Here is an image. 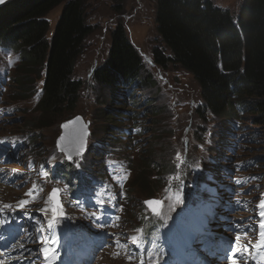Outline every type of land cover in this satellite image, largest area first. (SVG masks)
<instances>
[{"label": "rangeland", "instance_id": "1", "mask_svg": "<svg viewBox=\"0 0 264 264\" xmlns=\"http://www.w3.org/2000/svg\"><path fill=\"white\" fill-rule=\"evenodd\" d=\"M212 1L235 17L243 0ZM116 5L115 0H85V22L94 29L74 64L73 78L81 81L76 110L69 116L45 121L46 127L32 126V118L40 116L36 106L45 71L42 76V71L35 68L27 76L28 84L20 85L15 79L24 76L21 55L0 45V216L9 212L30 215L26 208L33 207L51 213L47 192L55 186L60 189L62 202L58 217L47 227L40 221L34 226L51 236L56 253L63 256L59 261L65 264H232L233 259L237 264H264V229L259 227L264 208L258 207L264 202V126L254 125L251 115L239 113V130L223 134L222 126H216L218 118L207 114L200 117L196 111L201 106L199 89L191 75L170 64L159 68L152 62V50L163 49L154 23L155 0H121L119 10ZM61 9L60 5L45 17L50 24L48 38ZM119 22L141 55L144 69L156 82L157 86L148 87L147 93H158L152 96V105L162 107V117L151 114L152 105L141 93L135 97L137 107L127 102L124 107L121 98L106 106L108 91L93 79L94 70L107 57L111 29ZM108 108L123 110L111 127L100 114ZM78 115L89 122L87 149L81 157L66 159L56 149L60 127ZM157 119L158 126L168 130L156 135L171 155L175 183L169 190L143 196L133 192L132 183L144 158L134 160L130 168L125 159L135 157L137 150L152 149L151 130L157 128L153 123ZM132 124H136L138 133ZM140 125L150 130L143 134ZM121 135L124 137L116 140ZM103 138L105 143L97 142ZM92 150L100 156L93 158ZM65 164L74 172L85 173L91 184L87 187L90 195L75 197L65 191L58 177ZM215 197L218 206L212 210ZM151 198L162 200L155 214L143 204ZM137 206L158 221L157 233L147 229L140 233ZM23 228L25 231L18 227L13 233L10 227L5 235L11 240L22 239L18 245L28 246L33 236L26 232L28 225ZM200 240L208 244L203 246V253L199 251ZM246 246L250 251H245ZM38 247L34 243L33 252ZM192 250L202 262L190 256ZM183 255L187 260L179 263Z\"/></svg>", "mask_w": 264, "mask_h": 264}, {"label": "trees", "instance_id": "2", "mask_svg": "<svg viewBox=\"0 0 264 264\" xmlns=\"http://www.w3.org/2000/svg\"><path fill=\"white\" fill-rule=\"evenodd\" d=\"M84 2L10 0L0 7V45L17 50L25 67L24 76L15 80L20 85L28 84L27 76L35 68L42 71V76L45 71L36 106L40 116L32 118V126L36 128L46 127L45 121L50 122L55 116H69L76 110L81 81L73 78L74 64L85 39L94 29L85 22ZM115 3V9L119 10L121 0ZM60 5L59 18L48 38L50 24L45 17ZM154 23L163 49L152 50V62L159 68L170 64L191 75L199 89L201 106L196 111L200 117L207 114L218 118L216 126H222L223 134L239 130L236 127L239 113L251 115L254 125L264 126V0H243L235 17L212 0H155ZM109 39L107 57L93 72L96 83L108 91L105 105L112 106L121 98L124 107L125 102L137 107L138 93L145 95L152 105L155 101L152 96L158 93L148 95L147 88H155L156 82L144 69L142 57L121 22L111 29ZM150 108L154 117H162V107ZM116 111L100 110L104 116L102 121L110 122V127L114 125L123 115ZM153 123L157 128L151 130L152 149H139L135 157L127 159L131 167L134 160L144 158L139 176L132 183L133 192L143 196L158 192L167 185V178L176 175L171 155L165 152L166 143L156 135L168 130L158 126V119ZM134 127L136 124H132ZM138 127L143 134L150 130L143 125ZM105 141L97 139V142ZM133 142L136 144L134 139ZM90 155L96 158L100 153L92 150ZM135 208L143 220L146 215L140 212L142 206Z\"/></svg>", "mask_w": 264, "mask_h": 264}, {"label": "water", "instance_id": "3", "mask_svg": "<svg viewBox=\"0 0 264 264\" xmlns=\"http://www.w3.org/2000/svg\"><path fill=\"white\" fill-rule=\"evenodd\" d=\"M10 0H0V7L7 4ZM61 134L56 142V148L58 152L65 155L67 159L75 156H81L87 149V142L89 136L88 122H84L81 116H76L71 120L63 122L61 124ZM58 199V194H57ZM59 200V199H58ZM146 201H159V200H146ZM145 201V202H146ZM145 206L152 211V209L146 204ZM160 202V201H159ZM161 203L158 205L157 210L160 208ZM156 210V211H157ZM155 211V212H156Z\"/></svg>", "mask_w": 264, "mask_h": 264}, {"label": "snow or ice", "instance_id": "4", "mask_svg": "<svg viewBox=\"0 0 264 264\" xmlns=\"http://www.w3.org/2000/svg\"><path fill=\"white\" fill-rule=\"evenodd\" d=\"M59 189H53L52 192L49 194V199L53 201L54 203V207L51 209L53 218H56L57 215L59 214L58 210L61 207L60 201L57 199V194L59 193ZM151 209L152 211H156L158 205L160 204L159 201H146L145 202ZM21 205L25 204V201H20ZM258 207L264 208V202H262L260 205H258ZM47 211V210H45ZM262 216H264V213H261ZM32 218V217H30ZM259 227L264 229V220H262L259 224ZM245 251H250L247 246L245 247ZM262 260H264V257L261 258ZM232 264H237L236 260L233 259L232 260Z\"/></svg>", "mask_w": 264, "mask_h": 264}, {"label": "bare ground", "instance_id": "5", "mask_svg": "<svg viewBox=\"0 0 264 264\" xmlns=\"http://www.w3.org/2000/svg\"><path fill=\"white\" fill-rule=\"evenodd\" d=\"M19 74H20V73H19ZM6 259L9 260L8 257H7ZM0 264H5V261L0 262Z\"/></svg>", "mask_w": 264, "mask_h": 264}]
</instances>
